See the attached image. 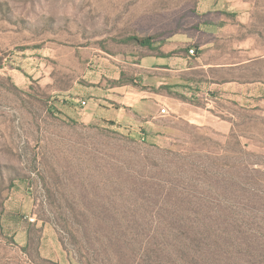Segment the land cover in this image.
Returning a JSON list of instances; mask_svg holds the SVG:
<instances>
[{
	"label": "rangeland",
	"instance_id": "obj_1",
	"mask_svg": "<svg viewBox=\"0 0 264 264\" xmlns=\"http://www.w3.org/2000/svg\"><path fill=\"white\" fill-rule=\"evenodd\" d=\"M204 6L245 14L231 40L254 59L208 72L202 118L61 113L89 70L195 34ZM184 239H222L205 264H264V0H0V264H184Z\"/></svg>",
	"mask_w": 264,
	"mask_h": 264
},
{
	"label": "crops",
	"instance_id": "obj_2",
	"mask_svg": "<svg viewBox=\"0 0 264 264\" xmlns=\"http://www.w3.org/2000/svg\"><path fill=\"white\" fill-rule=\"evenodd\" d=\"M196 15L202 22L195 34L183 31L163 36L149 46H139L121 63L104 60L89 70L82 81L59 97L61 113L71 122L86 126H136L169 118L187 122L202 118L200 105L208 92V72L238 69L254 57H250L247 45L238 51L232 45L233 27L246 24L241 11L204 6ZM221 33H227V43L222 46L216 42ZM201 36L214 40H202ZM209 58L215 60L209 62ZM216 86L220 87L211 83V87ZM214 90L217 98L239 99L229 92L231 89ZM161 109L166 114H161Z\"/></svg>",
	"mask_w": 264,
	"mask_h": 264
},
{
	"label": "trees",
	"instance_id": "obj_3",
	"mask_svg": "<svg viewBox=\"0 0 264 264\" xmlns=\"http://www.w3.org/2000/svg\"><path fill=\"white\" fill-rule=\"evenodd\" d=\"M222 239H215V240H204V241H192L191 239H184L183 241H178L177 243H172V251L174 253L181 254L183 256L192 257L190 260V263L185 262L184 264H205L204 261L201 258V254L208 253V252H216V246H219V242H221ZM224 241V240H223ZM163 245H160L162 247ZM228 247L226 249H230ZM168 264H181L180 261H173L168 262Z\"/></svg>",
	"mask_w": 264,
	"mask_h": 264
},
{
	"label": "built area",
	"instance_id": "obj_4",
	"mask_svg": "<svg viewBox=\"0 0 264 264\" xmlns=\"http://www.w3.org/2000/svg\"><path fill=\"white\" fill-rule=\"evenodd\" d=\"M189 54L193 55L194 51L193 50H189ZM161 114H166V110L165 109H161ZM30 221H33L34 219H29Z\"/></svg>",
	"mask_w": 264,
	"mask_h": 264
}]
</instances>
